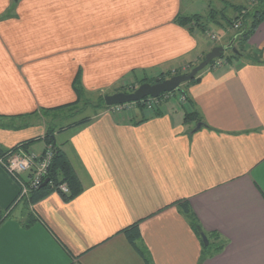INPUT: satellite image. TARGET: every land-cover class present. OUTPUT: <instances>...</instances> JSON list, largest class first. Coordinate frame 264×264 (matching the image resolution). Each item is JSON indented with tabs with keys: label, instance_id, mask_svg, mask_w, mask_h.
<instances>
[{
	"label": "crops",
	"instance_id": "1",
	"mask_svg": "<svg viewBox=\"0 0 264 264\" xmlns=\"http://www.w3.org/2000/svg\"><path fill=\"white\" fill-rule=\"evenodd\" d=\"M225 2L0 0V148L40 139L37 152L28 148L40 156L39 114L76 101L78 73L87 97L105 96L197 64L217 45L175 18ZM207 32L216 35L210 24ZM187 95L209 128L191 134L165 102L157 117L110 107L56 132L82 188L71 201L53 192L14 207L19 186L0 165V209L12 206L0 224V264H145L121 233L137 222L150 264H198L201 244L172 205L179 200L226 241L203 264H264V22L240 60L205 69ZM27 212L35 222L25 228Z\"/></svg>",
	"mask_w": 264,
	"mask_h": 264
},
{
	"label": "trees",
	"instance_id": "2",
	"mask_svg": "<svg viewBox=\"0 0 264 264\" xmlns=\"http://www.w3.org/2000/svg\"><path fill=\"white\" fill-rule=\"evenodd\" d=\"M256 7L253 8V11L249 14L247 12V9L238 6L234 7L235 9L238 10L239 16L234 18L236 22L240 20L243 22L242 26H238L236 28V34L234 37L230 39L229 43L231 44V47L228 48L230 51L229 56H226L224 58L225 63H229L233 59L235 60H240L243 57V54L246 52L245 46H247V43L250 39V37L253 35L257 27L264 22V0H257ZM252 10V9H251ZM223 10L221 11H215V10H210L207 15L201 16V15H191V16H184V15H178L175 18V23L181 27L186 28L188 31L193 32L194 30H197L202 33H206L208 31V25L211 23H218L217 17L223 19ZM249 17V22L246 23L247 18ZM230 27L234 28L235 25L230 22V20H227ZM235 22V23H236ZM221 25V24H219ZM237 44V48H235L236 53L233 52V46ZM245 47V48H244ZM202 56L199 60H203ZM223 60V59H222ZM214 61V60H213ZM214 62L210 63L205 69L211 67ZM195 65H191L188 67L187 71H181L179 69H175L173 72H165L161 73L159 76L156 78H148V76L143 77L142 79H134L137 83V85H141L143 83H149V84H155L159 83L165 79L170 78L171 76L175 75H180V74H186L188 73ZM204 69V70H205ZM202 70L197 74L196 77H194L192 80L187 82L185 85L187 88L190 86L198 83L200 81V74L204 71ZM72 89L76 95V101L67 104L64 106H60L57 108H52L49 110H41V113L45 114H50V113H55V112H61L64 110H71L75 109V112H82L84 111L83 109L85 108H78L79 104H82L83 107L90 106L94 112L92 115H85L80 119L71 121L70 123L64 125V126H59L53 124L51 126H48V129L43 137L44 143H45V150L42 152L40 156L45 154V151L47 147L51 151V160L49 163V166L46 171V175L43 179V181L48 178V183L45 185H42V183L39 184L36 188H28L27 193L20 196V192L18 193V196L15 200V204L13 205H19L20 202H22V207L25 210H28V208L37 202L41 201L45 197H47L49 194L53 192H57L58 194L61 195L63 200L65 202L71 201L73 198H75L77 195L80 194L82 188L81 185L69 163L67 160L66 156L64 153L61 151L59 146L56 144L54 140V135L56 132H62L66 129H71L75 126H79L83 123H87L91 117L96 116L99 111L102 110H107L110 107L106 106L104 103V95L103 94H97L96 97V103L92 104L90 99L86 96L83 87L81 85L80 81V74L78 73L73 82H72ZM124 90L123 88L117 89V92H122ZM135 90V89H133ZM133 90H130L128 92H132ZM184 96L185 99L187 100V103L189 104L188 108L189 110L184 113L183 116V123L185 125L193 126L192 130H190V133H194V129L197 124L201 125V128H209L205 122L203 121V118L201 117L200 113L198 110L195 109V107L192 104L191 99L188 97L187 92L182 89L179 90ZM125 93H128L127 91H124ZM146 100L143 99L142 101L135 102V104L140 111L144 110V101ZM132 104V103H130ZM76 107V108H74ZM162 114L161 108L160 107H154L151 111H148V118L152 117H157ZM148 118L143 117L142 121L147 120ZM56 125V127H55ZM40 139H34V140H29L25 141L19 145L14 146L13 148H10L8 150H2L0 148V157L5 158L7 154L10 153H15L19 150H23L25 152H28V148L31 146L32 143L38 141ZM31 177V173L29 172L26 178ZM65 185L67 187V192L64 193L60 190V186ZM177 206L179 212L187 219V222L193 231V233L196 235V237L199 239L200 244H201V253L199 257L198 264H203V262L207 259H210L219 253H221L226 245V241L217 233V232H205L199 222L193 211L191 210L189 203L187 200H179L175 202L174 204ZM11 208V209H10ZM12 211V206L7 208L6 210H1L0 209V224L8 217V214ZM35 222V218L32 216V214L29 212L26 213L25 221L23 223V227L28 228L30 227L33 223ZM121 233L126 237L127 241L131 244L133 249L137 252V254L143 259L145 264H150V258L148 255V251L140 247L138 244V241L140 239V232H139V222L134 223L126 228H124ZM202 234H204L207 238L208 244L204 245L202 241ZM69 264H78L76 262H71Z\"/></svg>",
	"mask_w": 264,
	"mask_h": 264
},
{
	"label": "rangeland",
	"instance_id": "3",
	"mask_svg": "<svg viewBox=\"0 0 264 264\" xmlns=\"http://www.w3.org/2000/svg\"><path fill=\"white\" fill-rule=\"evenodd\" d=\"M225 1L226 2L224 5V8L222 9L223 10V12H222L223 13V19L217 17L218 23H211L210 24L211 28L216 33V35L213 33H209V32H206V33L200 32L203 34L204 37H206L207 40H209V42L216 44L217 46L228 45L230 42V39L232 37H234V35L236 34V28H238V26L243 25V22H241L240 20H238V22H236V20L234 19L237 16H239L238 10L235 9L234 7L242 6V7L246 8L247 12L250 14L253 11V8L256 7L255 3H257V0H225ZM227 20H230V22H232V24L234 23L233 25H235V27L231 28ZM249 20L250 19L248 17L246 20V23L249 22ZM219 24H221V25H219ZM212 36H214V39H212ZM245 47H244L245 48L244 51L247 50V46H245ZM232 48H234V49L237 48V44H235ZM229 54H230V51L228 49H226L223 53V56L219 59L212 61L214 63L209 68L215 69V68L220 67L222 64L225 63L224 58L226 56H229ZM197 64L194 63L195 66ZM191 65H193V64H190L186 67L177 68V69L185 72V71H187L188 67ZM174 70L175 69H172V70H168L166 72H173ZM161 73H165V72H160V73H157L155 75L148 76V78H156ZM186 84L187 83L182 84L180 86L179 90L182 89L183 91L185 90L188 93V88L185 86ZM121 87L124 89V90H122V92H124V91L128 92L130 90L136 89L138 87V85H137L135 80H130V82H128V84H125V85L123 84V86H121ZM179 90H176V91H173L170 93H164L157 98L147 97L146 100L144 101V110L151 111L154 107L161 106V103L169 102V103H173L178 108V112L184 114V111L182 110L180 104L182 106H187V107L189 106V104L187 103L185 96ZM128 93H130V92H128ZM96 97H97V95L93 94L91 97H88V98L90 99L92 104H95L96 103ZM129 105L131 106L132 110L135 111L134 113H137V110H135V109H138V107L133 103L132 104L129 103ZM74 108H76V107H74ZM78 108H85V109H83L84 111H82L80 113L75 112V109H71V110L66 109V110L61 111V112H55V113H50V114L40 113L39 115H41L40 118H43V120L46 122L47 129H48V126H51L55 123H56V125L64 126V125L70 123L71 121L82 118L85 115H92L94 112V110L92 109L93 107L91 108L90 106L83 107L82 104H79ZM56 125H55V127H56ZM42 145H43V143L41 141H36V142L31 144L30 148L34 149V150L35 149L39 150L42 147ZM22 206H23L22 202H20L19 207H22Z\"/></svg>",
	"mask_w": 264,
	"mask_h": 264
},
{
	"label": "water",
	"instance_id": "4",
	"mask_svg": "<svg viewBox=\"0 0 264 264\" xmlns=\"http://www.w3.org/2000/svg\"><path fill=\"white\" fill-rule=\"evenodd\" d=\"M232 43L226 46H215L207 52L202 61H200L195 67H193L188 73L171 76L159 83L149 84L143 83L139 85L133 92L124 93L116 92L111 95L104 96V103L106 106L112 107L116 105H123L127 103H134L143 100L144 98L151 97L157 98L164 93H170L179 90L180 86L184 83L192 80L199 72L204 70L213 60L219 59L223 56L226 49L231 47ZM233 52L236 50L233 48ZM201 128L200 124H197L194 131ZM48 178H46L42 185L48 183ZM202 241L204 245L208 244L207 238L202 234Z\"/></svg>",
	"mask_w": 264,
	"mask_h": 264
},
{
	"label": "built area",
	"instance_id": "5",
	"mask_svg": "<svg viewBox=\"0 0 264 264\" xmlns=\"http://www.w3.org/2000/svg\"><path fill=\"white\" fill-rule=\"evenodd\" d=\"M214 39V36H212ZM114 112L123 113L131 111L132 108L127 104L116 105L111 107ZM51 151L47 147L45 154L37 156L34 152L19 150L15 153H10L5 158L0 157V165L9 174V176L19 186L20 196L27 193L28 188H36L46 175L47 168L51 160ZM31 177L26 178L28 173ZM60 190L67 192L65 185L60 186Z\"/></svg>",
	"mask_w": 264,
	"mask_h": 264
}]
</instances>
